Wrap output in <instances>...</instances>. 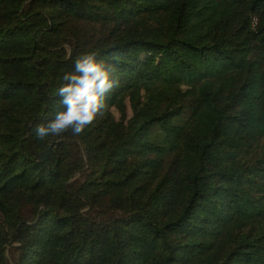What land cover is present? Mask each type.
<instances>
[{"label": "trees", "instance_id": "obj_1", "mask_svg": "<svg viewBox=\"0 0 264 264\" xmlns=\"http://www.w3.org/2000/svg\"><path fill=\"white\" fill-rule=\"evenodd\" d=\"M89 52L105 116L37 138ZM0 264H264V0H0Z\"/></svg>", "mask_w": 264, "mask_h": 264}, {"label": "clouds", "instance_id": "obj_2", "mask_svg": "<svg viewBox=\"0 0 264 264\" xmlns=\"http://www.w3.org/2000/svg\"><path fill=\"white\" fill-rule=\"evenodd\" d=\"M97 56L96 52L82 54L74 62V71L64 74L63 83L56 90L62 110L47 124L35 125L37 138L61 137L69 132L79 136L105 116L109 109L106 98L119 87V80L114 78L115 66Z\"/></svg>", "mask_w": 264, "mask_h": 264}, {"label": "rangeland", "instance_id": "obj_3", "mask_svg": "<svg viewBox=\"0 0 264 264\" xmlns=\"http://www.w3.org/2000/svg\"><path fill=\"white\" fill-rule=\"evenodd\" d=\"M142 62L146 65H150V62H149V59H148V56L145 55V57L142 58ZM130 112V111H128ZM117 117V115H115Z\"/></svg>", "mask_w": 264, "mask_h": 264}]
</instances>
